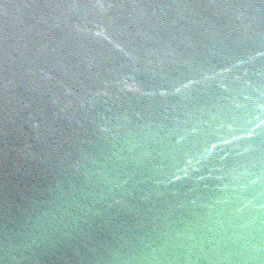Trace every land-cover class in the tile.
Wrapping results in <instances>:
<instances>
[{"label":"water","instance_id":"1","mask_svg":"<svg viewBox=\"0 0 264 264\" xmlns=\"http://www.w3.org/2000/svg\"><path fill=\"white\" fill-rule=\"evenodd\" d=\"M0 264H264V0H0Z\"/></svg>","mask_w":264,"mask_h":264}]
</instances>
